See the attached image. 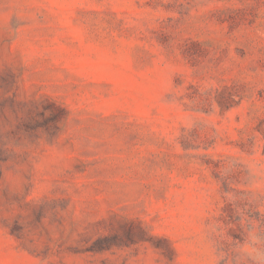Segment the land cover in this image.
<instances>
[{"label": "rangeland", "instance_id": "374dc122", "mask_svg": "<svg viewBox=\"0 0 264 264\" xmlns=\"http://www.w3.org/2000/svg\"><path fill=\"white\" fill-rule=\"evenodd\" d=\"M0 264H264V0H0Z\"/></svg>", "mask_w": 264, "mask_h": 264}]
</instances>
